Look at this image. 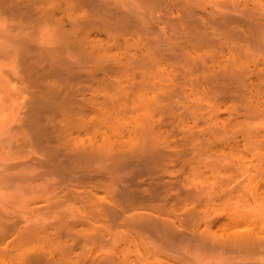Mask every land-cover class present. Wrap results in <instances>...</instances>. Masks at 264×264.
I'll use <instances>...</instances> for the list:
<instances>
[{"label":"bare ground","instance_id":"bare-ground-1","mask_svg":"<svg viewBox=\"0 0 264 264\" xmlns=\"http://www.w3.org/2000/svg\"><path fill=\"white\" fill-rule=\"evenodd\" d=\"M0 264H264V0H0Z\"/></svg>","mask_w":264,"mask_h":264}]
</instances>
